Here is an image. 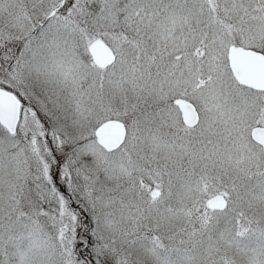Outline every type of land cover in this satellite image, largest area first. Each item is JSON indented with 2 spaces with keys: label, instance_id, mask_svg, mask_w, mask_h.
<instances>
[{
  "label": "snow or ice",
  "instance_id": "obj_1",
  "mask_svg": "<svg viewBox=\"0 0 264 264\" xmlns=\"http://www.w3.org/2000/svg\"><path fill=\"white\" fill-rule=\"evenodd\" d=\"M0 264H264V0H0Z\"/></svg>",
  "mask_w": 264,
  "mask_h": 264
}]
</instances>
